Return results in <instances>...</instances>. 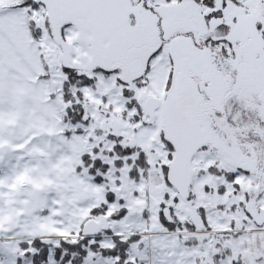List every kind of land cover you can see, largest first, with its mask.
<instances>
[{
	"label": "snow or ice",
	"instance_id": "obj_1",
	"mask_svg": "<svg viewBox=\"0 0 264 264\" xmlns=\"http://www.w3.org/2000/svg\"><path fill=\"white\" fill-rule=\"evenodd\" d=\"M0 264H264V0H0Z\"/></svg>",
	"mask_w": 264,
	"mask_h": 264
}]
</instances>
